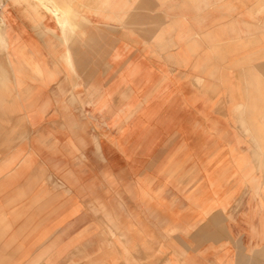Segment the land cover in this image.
Instances as JSON below:
<instances>
[{"label":"crops","instance_id":"1","mask_svg":"<svg viewBox=\"0 0 264 264\" xmlns=\"http://www.w3.org/2000/svg\"><path fill=\"white\" fill-rule=\"evenodd\" d=\"M0 4V264H264V0Z\"/></svg>","mask_w":264,"mask_h":264},{"label":"built area","instance_id":"2","mask_svg":"<svg viewBox=\"0 0 264 264\" xmlns=\"http://www.w3.org/2000/svg\"><path fill=\"white\" fill-rule=\"evenodd\" d=\"M1 12H2V4H0V24H1Z\"/></svg>","mask_w":264,"mask_h":264},{"label":"rangeland","instance_id":"3","mask_svg":"<svg viewBox=\"0 0 264 264\" xmlns=\"http://www.w3.org/2000/svg\"><path fill=\"white\" fill-rule=\"evenodd\" d=\"M54 12H56L57 13V11L56 10H54ZM57 16H58V14H57ZM90 155H91V157H94L95 155H94V152H91V153H89Z\"/></svg>","mask_w":264,"mask_h":264}]
</instances>
